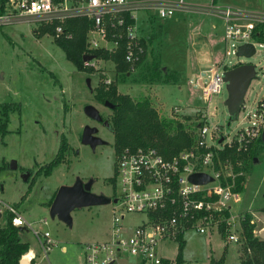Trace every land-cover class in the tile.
I'll list each match as a JSON object with an SVG mask.
<instances>
[{"label":"rangeland","instance_id":"374dc122","mask_svg":"<svg viewBox=\"0 0 264 264\" xmlns=\"http://www.w3.org/2000/svg\"><path fill=\"white\" fill-rule=\"evenodd\" d=\"M184 2L186 7H176L174 14L164 20L157 7L137 11V34L146 43V54L142 63L126 74L118 73L111 61L104 60L93 59L86 65L90 72L76 68L65 58L52 35H40L39 26L43 23L16 19L0 25V108L4 104L13 107L5 131L0 130V226L6 221L5 206L9 205L32 229L48 231L56 243L46 257L33 231L27 228L22 233L39 264H78L84 243L107 240L110 236L112 202L72 209L70 226L48 215L49 202L57 187L71 184L75 177L93 178L91 191L95 193L116 195L119 189V181L113 182L116 163L113 133L82 110L85 104H92L109 120L112 110L94 97V88L100 82H114L119 93L149 99L160 117L189 125L206 112L207 102L200 93V84L208 80L209 69L252 63L256 75L244 95L245 108L236 117L230 118L225 103L227 82L208 104L209 123L217 124L222 135L232 138L248 125L247 113L253 111L264 94V41L255 39L253 56L238 57L234 42L224 38L225 22L220 14L187 10L194 6L192 3L205 8L210 1ZM225 2L231 4L221 7ZM216 3L220 4L217 6L220 10L241 9L264 16V0H216ZM209 45L213 57L209 55ZM87 77L90 88L86 86ZM84 125L96 127V136L105 140L106 145L97 146L94 151L82 146L78 138ZM62 137L67 142L63 158L45 175L44 165L54 158ZM12 161L15 168L10 167ZM24 171L29 173L26 180L21 176ZM244 175V193L236 212L252 211L256 235L264 230V155L260 151L257 161ZM43 217L47 220L45 225L39 221ZM144 217L142 213H130L125 221L136 226ZM183 239L180 264H212V260L222 255L226 264H242L245 258L244 239L238 243L227 241L226 232L199 234L188 229ZM178 251V240L166 242L160 248V253L173 264Z\"/></svg>","mask_w":264,"mask_h":264},{"label":"built area","instance_id":"2783aa9c","mask_svg":"<svg viewBox=\"0 0 264 264\" xmlns=\"http://www.w3.org/2000/svg\"><path fill=\"white\" fill-rule=\"evenodd\" d=\"M184 4V0H7L0 14V25L16 19L43 24L57 22L53 38H69L70 33L64 31L60 23L67 18L84 17L90 22L85 32V48L110 52L122 44L124 58L132 69L146 52L141 42L143 37L137 34V11L154 6L164 20L174 14L176 7H186ZM202 9L223 16L224 38L234 42L235 50L243 43L255 45L254 29L264 22L263 15H252L241 9L220 10L212 4ZM93 59L84 64L89 65ZM228 68L209 69L208 80L200 84V93L207 105L206 112L199 114L197 138L192 146L171 156L163 155L151 145H127L115 151L113 182L119 181V189L116 195H109L116 198L112 202L110 236L107 240L84 243L78 264H164V260L166 264H173L169 257L160 253V248L166 242L179 241L188 229L206 234L214 230L221 232L223 227L227 241L238 243L243 239L242 222L246 213H237L234 209L241 201V193L234 189L237 173L230 161H221L218 151L234 147L239 152H248L259 146L264 155V94L253 111L247 113V126L232 138L222 135L217 124L211 126L209 123L208 104L213 95L222 92L226 82L224 71ZM244 108L243 101L240 110ZM195 172L206 173L212 180L193 183L189 176ZM5 208L11 214L12 225L33 231L46 257L56 243L50 233L32 229L14 207L6 205ZM130 213H142L144 220L136 226L128 225L125 220ZM39 221L44 225L47 222L44 217ZM250 222L254 223L252 218ZM257 234L260 236L261 231ZM25 255L31 263L34 254L26 252L22 257Z\"/></svg>","mask_w":264,"mask_h":264},{"label":"trees","instance_id":"16d2710c","mask_svg":"<svg viewBox=\"0 0 264 264\" xmlns=\"http://www.w3.org/2000/svg\"><path fill=\"white\" fill-rule=\"evenodd\" d=\"M60 0H54L59 2ZM7 0H0V14L6 8ZM57 22L39 26V33L54 34V27ZM62 29L70 33L69 38H54L55 44L62 49L65 58L69 60L76 68L85 69L90 72L91 68L82 61V56L86 53L94 56L95 60L111 61L118 73H129L131 66L124 58V48L120 44L115 51H104L99 49L87 50L85 48V32L90 26V22L84 17L67 18L60 23ZM254 39L259 42L264 41V22L257 24L253 33ZM146 50L144 39L141 40ZM146 54V52H145ZM144 56L135 66H138L144 60ZM94 97L97 101H109L113 104L111 116L108 120L109 128L114 136L113 147L119 151L123 147L130 146H154L163 155L171 156L179 150L192 146L197 138V128L199 122L185 125L183 122L174 118H163L158 115L156 109L151 105L147 98H132L129 95L119 93L117 85L114 82L109 84L100 82L94 88ZM13 109L11 104H4L0 108V130L5 131L8 122V113ZM67 148V142L64 137L59 141V146L54 158L49 161L42 170L47 175L63 158ZM259 146L251 148L248 152H239L234 147H224L218 151L222 162L230 161L233 170L237 173L235 177L234 189L242 193L246 177L244 171L251 167V164L258 159ZM241 172V173H240ZM54 195V194H53ZM50 204V202H49ZM227 214V212H225ZM6 221L0 226V264H19L18 261L29 249V243L22 239L24 230H18L10 222L11 214L6 213ZM251 214L245 215L242 222L244 252L245 258L242 264H264V238L254 234V224L250 222ZM222 234L224 228H221ZM179 251L176 264L183 261L182 250L184 239L179 237ZM27 255H25L24 258ZM225 256L222 255L212 264H223ZM164 264L167 260H164Z\"/></svg>","mask_w":264,"mask_h":264},{"label":"water","instance_id":"95a60500","mask_svg":"<svg viewBox=\"0 0 264 264\" xmlns=\"http://www.w3.org/2000/svg\"><path fill=\"white\" fill-rule=\"evenodd\" d=\"M256 52L255 45L251 42L240 44L237 47L236 55L238 57L249 58ZM94 58L91 54H84L82 61L86 62ZM255 65L252 63H238L224 71V80L227 82L228 98L226 105L230 118L236 117L241 105L243 103L244 95L251 80L255 77ZM86 86H89V78L85 79ZM105 105L109 108H113V104L108 100L105 101ZM84 114L95 121L102 120V116L92 104H85L82 107ZM229 124V122H228ZM104 125L109 127L108 120H104ZM97 128L94 126L84 125L81 130L80 142L82 144H89L93 148L97 144H104L105 140L99 136L94 135ZM223 138L220 139L222 141ZM264 141V133L262 135ZM257 161V160H255ZM11 168H15V162L10 164ZM29 173L24 171L22 173V179L26 180ZM189 180L196 184L207 183L212 180V177L203 172H195L190 174ZM93 178H89L86 182H83L79 177H75L71 184L59 185L53 195V198L48 206V215L50 218L56 217L58 220L66 223L68 226L71 224L70 211L74 208L84 207L97 204H108L115 202L116 198L112 199L105 193H95L91 191V185ZM18 230H26L23 226H18ZM260 236L264 238V230ZM19 264H28V261L21 257L18 261Z\"/></svg>","mask_w":264,"mask_h":264},{"label":"crops","instance_id":"0c3cea01","mask_svg":"<svg viewBox=\"0 0 264 264\" xmlns=\"http://www.w3.org/2000/svg\"><path fill=\"white\" fill-rule=\"evenodd\" d=\"M210 1V4H212V5H214V6H219V5H217V3H216V0H209ZM212 1V2H211ZM224 2V1H223ZM194 6H190V8H188L187 10H198L199 12H204V13H208L207 11H204L197 3H192ZM206 4H209V2H207ZM224 4H231V3H228V2H225V3H222L221 4V7H222V5H224ZM229 6V5H228ZM184 7H181V9H183ZM219 16V15H218ZM221 17L223 18V16L221 15ZM209 48H210V52H209V55L211 56V57H213V51H212V48L210 47V45H209ZM200 58H197V60H199ZM175 71V70H174ZM176 73V72H175ZM244 193V192H243ZM243 193H241V201H242V194ZM240 201V202H241ZM238 204H239V202L237 203V204H235L234 205V209L235 210H238V209H240V207L238 206ZM247 210V209H246ZM250 214L252 213V211H250V210H247ZM264 226V225H263ZM262 232V231H261ZM27 252H30V254H34L33 253V251L31 250V249H29ZM225 256V255H224ZM35 260V254H34V258H33V260H32V262L30 263H28V264H39V262L36 260V261H34ZM223 264H226V257H225V260H224V263Z\"/></svg>","mask_w":264,"mask_h":264},{"label":"flooded vegetation","instance_id":"af4514ba","mask_svg":"<svg viewBox=\"0 0 264 264\" xmlns=\"http://www.w3.org/2000/svg\"><path fill=\"white\" fill-rule=\"evenodd\" d=\"M102 103L105 105V101L102 102ZM107 107H108V106H107ZM110 109H112V108H110ZM91 120H92V119H91ZM104 120H107V119H105V118L102 117V120H100V121H95V120H93V121H95V122L101 124L102 126L106 127L107 129H110L108 126H105V125H104ZM81 130H82V128H81ZM96 134H97V131H96V133H95L94 135H96ZM80 137H81V131H80V134H79L78 141H79V143H80L82 146L87 147L90 151H94V149H95L97 146H105V145H106V141H105L104 144H97V145H95L93 148H91L89 144H82V143L80 142ZM74 153L77 155V154H78V150L75 149V150H74ZM89 178H91V177H87L85 180H83V179H81V178H80V179H81L83 182H86ZM74 179H75V178H74ZM93 180H94V179H93ZM91 186H92V185H91Z\"/></svg>","mask_w":264,"mask_h":264}]
</instances>
